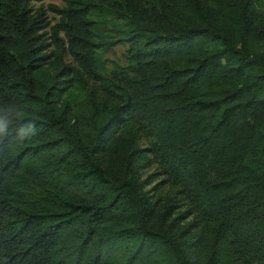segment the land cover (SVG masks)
I'll use <instances>...</instances> for the list:
<instances>
[{"label":"trees","instance_id":"1","mask_svg":"<svg viewBox=\"0 0 264 264\" xmlns=\"http://www.w3.org/2000/svg\"><path fill=\"white\" fill-rule=\"evenodd\" d=\"M40 1L0 0V264H117L107 253L87 254L107 224L134 247L124 264H264V0H160L154 13L162 40L180 45L184 68L171 66L175 79L143 96H154L159 110L155 156L169 163V178L181 166L187 180L194 207L185 226L184 215L159 211L135 181L136 169L149 165L137 149L135 108L109 95L94 98L106 116L93 148H78L82 176L104 185L117 173L130 178L113 184L111 200L99 192L92 200L65 196L58 187L57 167L46 165L66 143L48 140L67 121L63 94L108 78L95 61L89 5L61 0L64 11L52 8L63 16L50 28L46 55L38 34L46 23L30 9ZM65 54L76 68L64 65ZM44 177L60 212L21 200L22 180ZM77 224L81 244L66 252L64 235Z\"/></svg>","mask_w":264,"mask_h":264},{"label":"rangeland","instance_id":"2","mask_svg":"<svg viewBox=\"0 0 264 264\" xmlns=\"http://www.w3.org/2000/svg\"><path fill=\"white\" fill-rule=\"evenodd\" d=\"M89 5L91 12L89 20L93 39L99 47L95 51V61L100 74L107 77L108 81L89 80L87 91H82L76 86L64 92L62 102L67 103L69 114L63 125L62 131L51 135L48 140L63 137L66 143L62 144L52 155L48 156L47 168L57 167L58 187L65 196L82 197L92 200L96 194L104 193L109 200L114 195V185L130 175L115 174V179L108 185L97 182L92 177H83V166L86 164L79 154V147L92 149L96 143V136L106 114L100 115L95 109L94 98L103 100L107 95L118 105L131 104L135 108L133 122L139 133L137 149H142L149 161L147 168H137L135 181L139 182L142 191L147 192L152 202H156L159 211L169 208L171 219L178 215L186 217L180 225L185 226L193 220L188 216L194 207L192 197L184 192L187 180H182V167L178 175L175 170L173 177L169 178L165 171L169 168L167 161H162L155 156L157 138L153 135L159 131L156 120L158 108L154 107V96L143 94H159L158 88L166 86L167 81L175 79L169 68L182 69L184 64L180 59V45L168 44L155 23L154 13L160 11V0H81ZM65 10V3L61 0H43L32 2L31 14L35 19L42 18L46 23L38 34L48 47L44 54L53 50L50 34L51 27L58 24L63 14L55 11ZM264 15V6H259ZM41 23H38L40 25ZM218 48V45H215ZM257 53L261 52L258 47ZM164 54L162 60L169 64L161 63L159 56ZM52 58L49 59L51 61ZM64 65L76 68L71 57H63ZM224 64V62H223ZM55 73L54 71H50ZM158 78H154L157 76ZM141 93V95H139ZM90 95H92L90 100ZM149 150L152 153H149ZM155 152V153H154ZM180 161H183L179 158ZM120 176V177H119ZM112 182V183H111ZM49 181L46 177L40 179L24 178L22 180L21 200L43 213H57L60 206L51 200L49 195ZM83 226L77 224L64 235L66 252H75L81 244ZM75 250V251H74ZM134 247L120 233L114 225H103L91 241L88 255L107 253L112 255L117 264H124Z\"/></svg>","mask_w":264,"mask_h":264}]
</instances>
